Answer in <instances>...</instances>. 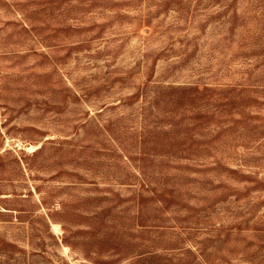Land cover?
<instances>
[{"label": "rangeland", "instance_id": "rangeland-1", "mask_svg": "<svg viewBox=\"0 0 264 264\" xmlns=\"http://www.w3.org/2000/svg\"><path fill=\"white\" fill-rule=\"evenodd\" d=\"M0 264H264V0H0Z\"/></svg>", "mask_w": 264, "mask_h": 264}]
</instances>
